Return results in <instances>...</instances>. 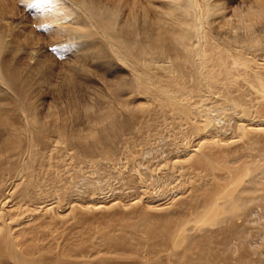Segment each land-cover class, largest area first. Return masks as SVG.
Segmentation results:
<instances>
[{"label": "bare ground", "instance_id": "6f19581e", "mask_svg": "<svg viewBox=\"0 0 264 264\" xmlns=\"http://www.w3.org/2000/svg\"><path fill=\"white\" fill-rule=\"evenodd\" d=\"M224 1L34 2L58 35L50 45L80 47L61 79L66 110L45 119L33 91L47 46L0 0V264H264V49L222 23ZM247 1L264 15V0ZM108 52L126 74L105 67ZM95 79L81 103L79 80ZM69 150L116 167L123 192L75 202L82 172L54 170ZM92 220L101 236L86 242L40 238ZM98 237L117 248L88 246Z\"/></svg>", "mask_w": 264, "mask_h": 264}, {"label": "rangeland", "instance_id": "374dc122", "mask_svg": "<svg viewBox=\"0 0 264 264\" xmlns=\"http://www.w3.org/2000/svg\"><path fill=\"white\" fill-rule=\"evenodd\" d=\"M14 1L16 3V6H17V11H16L17 15L13 19V21L15 23L14 25L20 23L21 26L29 29L27 31H32L30 33L31 35L28 34L29 36H33L34 38L38 39V41L41 43L42 46H44V47L47 46L46 49H44L45 50V83L43 84V86H36L34 88V91H33L34 92L33 93L34 99H37L36 103L38 104L37 105L38 110H39L40 114L43 117H45V119H47L48 114L50 112H53V111H56L59 113L61 112L60 114H62V111L64 112V110H66L65 100H67V99H65V96H62V92L60 90L61 79H62V77H64L63 75H65L64 72L66 70H68L69 65L74 63V61H75L73 59L75 58V54L77 52H79V48H80L79 46L76 47V44L79 42V40L78 39L75 40V38H72V37H65V41L67 40L68 43L64 44L61 49H57L52 44L50 45V43L57 40L58 35H56L57 34L56 30H53V31L50 30L51 28L49 26L52 25V24H50L51 22L42 16V14L44 13L43 8H39V6L34 4V2H36L38 0H30V1L29 0H23V1L22 0H14ZM127 1H128L127 2V4H128L132 0H127ZM141 1L144 3L147 0H141ZM248 3L249 2L247 0H227V1H224L222 10L226 14L224 15V17L222 19L223 20L222 23L226 26H231V27L234 26V28H236V31L239 35L242 33L241 36H244V35L248 36L251 33H254L255 35H259L261 37V41H262V48L264 49V46H263L264 45V31H262V28L259 26L260 21L264 19V15L261 16V15L256 14L255 13L256 11L254 10L253 6L251 7ZM125 8L126 7H124V9ZM124 11L127 12L126 9ZM125 12L123 13V11H122L123 15H125ZM42 17H43V19H42ZM58 23L59 22H56V24H58ZM250 26H252V27H250ZM258 28H260V29H258ZM215 31L216 30L214 28L213 34L215 33L214 36H216V37L218 36L217 37L218 39H223V38L228 37L227 33H224V32L220 33L219 31L218 32L217 31L215 32ZM50 32H53V33H50ZM76 41H78V42H76ZM68 45H69V47H68ZM101 60H102L104 65L106 64L105 67H107V68L111 66L112 70H116V71L122 70V72H120L118 74H121V73L126 74L127 73L126 72L127 65H124L123 62L121 60H119V58L114 53L108 52L105 55V57L102 58ZM112 63L116 64V65H114V68L112 66L113 65ZM120 65H123L126 68L120 67ZM116 67H118V68H116ZM104 71L105 70H100V74H105ZM80 81L81 80H79V82H78L79 84L77 85L78 99L81 103H83V102L84 103H91L93 98L96 96L95 93L97 92V90H95V87L100 88V86H101L100 80L95 79V82L93 83V81H91L92 82L91 84H90V81H87V80L84 82L82 81L81 83H80ZM252 99H254V98H252ZM215 104H217V103H215ZM214 114H217V112H214ZM63 115H64V113H63ZM223 115L225 116V119H223V120L221 119V121H222L221 125L224 126V128L226 129L225 131L230 133L229 135L236 134V131H235V128L233 127V125L230 126L227 124L228 123L226 120L227 113L222 114L221 117H223ZM166 129L167 128H165V130ZM165 134H167V130L165 131ZM188 141L190 142V140H188ZM138 147H140V145ZM71 151L72 150H69L68 152H65V153L63 152L58 158L55 159V161L58 160V161H60V163L58 164V166L55 167L56 169H54V170H57L58 175H62L63 177H71L72 175L76 176L77 173H79V175L83 174V176H81V178H79L80 182H81V184L79 185L80 186L79 191H75L77 193L76 195H75V193L73 194V197L75 196L74 198H77V199L79 198V200H76L75 202L80 203L82 200L89 198L93 194V193H91V192H93V188H98V187H101L103 185H104L105 189L102 190V192L101 191L96 192V194H94V195L107 196V195H110V194H113L116 192L118 194H121L123 192L124 189H123L122 183L120 182L118 177H116L114 175L115 171H116V167H114L113 165L112 166H110V165L99 166V164L96 161L91 160L88 162V159L86 157L78 158V157L73 156L72 154H70ZM89 163L91 166L89 165ZM91 172H93V173H91ZM51 179H52V181H54L55 185L60 184L62 182V180L56 179L53 176H51ZM68 179L69 178H67L66 180H68ZM110 181H112V182H110ZM68 183H70V181H66V184H68ZM92 183H94V184H92ZM99 183H100V185H98ZM101 220L102 219H98V223ZM58 223L59 222H57L56 227H52V229H50V230L45 229L44 234H43V232L40 233V238L42 237L41 235H43V238H41V239L44 240L45 242H48L49 245H51V246L55 245V243L54 244L52 243L53 242L52 238H56V239L59 238L58 241H62V240H64V237L66 238L65 233L68 234L67 237H72V240L79 237V238H82L83 240H85V242L88 241L89 239L93 238V236L97 237L100 235L99 234L100 232H98L99 231L98 228H100V227H99L96 220L95 221H93V220L88 221L87 223H84V224L83 223L82 224L77 223V225L75 227H73L74 225L70 226V225H72V223L69 221L68 222L67 221L60 222L59 227H58ZM58 228H60V229H58ZM57 229H58V231L59 230L60 231L58 232ZM116 233L119 236L122 235L119 232H116ZM50 236H52V238ZM50 243H52V244H50ZM87 244H88V246L99 244V246H97V247L103 248L102 252H104V251L109 252V251H112L113 249L117 248L114 244L112 246V247H114L113 249H112V247L109 248L111 245H109V243L107 244L106 242H105V244L107 245V247L104 246V241L99 237H98V239L94 240V242H87Z\"/></svg>", "mask_w": 264, "mask_h": 264}]
</instances>
